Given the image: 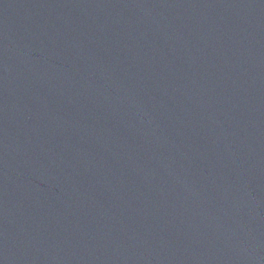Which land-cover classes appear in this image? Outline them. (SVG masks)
I'll return each instance as SVG.
<instances>
[{
	"label": "water",
	"instance_id": "95a60500",
	"mask_svg": "<svg viewBox=\"0 0 264 264\" xmlns=\"http://www.w3.org/2000/svg\"><path fill=\"white\" fill-rule=\"evenodd\" d=\"M0 264H264V0H0Z\"/></svg>",
	"mask_w": 264,
	"mask_h": 264
}]
</instances>
